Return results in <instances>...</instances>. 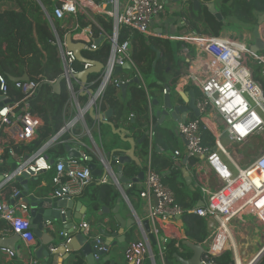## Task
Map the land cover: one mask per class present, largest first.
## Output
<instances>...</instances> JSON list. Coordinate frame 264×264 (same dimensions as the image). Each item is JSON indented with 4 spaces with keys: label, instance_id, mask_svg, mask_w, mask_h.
Instances as JSON below:
<instances>
[{
    "label": "built area",
    "instance_id": "obj_1",
    "mask_svg": "<svg viewBox=\"0 0 264 264\" xmlns=\"http://www.w3.org/2000/svg\"><path fill=\"white\" fill-rule=\"evenodd\" d=\"M51 1L53 11L50 12L46 7L44 9L53 26L57 19H68L72 15H84L99 25L95 15H104L113 20L114 29L112 34L102 29L103 35L109 38L111 44L110 55L99 76L90 83L88 79L85 85L75 75L89 69L91 64L80 62L75 53L68 49L67 37L64 40L59 37L56 39L65 75L64 81L70 92L66 110L73 114L60 130V137L65 133L71 136L69 140L73 141V148L81 154L78 158L66 157L53 163L50 161L46 149L60 137L47 148L44 145L31 156L15 149L16 145H26L37 139L44 124L43 117L34 112L30 104L40 82L25 76L18 78L13 84L23 94V97L18 99L12 92L6 76L0 74V217L7 222L12 234L19 235L29 248L36 244L37 239L32 228L30 204L22 196V189L17 184L18 178L24 175L33 178L52 172L54 186L49 194L52 198L78 199L85 193L94 176L88 164L89 154L82 151L80 145L75 142V128L83 125L89 131L86 117L91 107L96 116L102 115L105 118L106 112L101 109V104L109 85L121 88L123 83H130L133 78L143 80L132 58L130 39L122 41L119 38L120 27H126L131 33L138 32L148 37L162 38L163 34L151 29V23L155 20L163 21L168 17V5L164 0ZM72 26L67 36L72 35L76 42H83V50L94 51L98 48L99 37L91 26L80 27L76 22ZM258 32L264 43V21L258 24ZM172 39L182 42L179 53L189 61L188 70L181 74L176 89L182 91L186 87H192L199 91L196 96L199 116L179 121L177 130L187 142L184 156L195 160L191 164L192 175L200 189L204 205L186 207L180 204L175 191L164 183L161 172L153 167L152 158L148 157L143 164L145 178L141 182L142 190L138 197L146 205L145 217L149 220L150 230H146L143 219L135 213L136 223L143 235L140 240L131 241L124 252L129 264H157L150 234L155 237V245L163 260L168 240L175 239L176 246L180 248L181 242L187 239L181 221L184 214L206 218L211 234L207 241L201 244L206 249L204 260L209 264L213 262L206 258L220 254L233 240L232 225L235 220L243 215L253 214L264 223V85L255 77L256 65L263 66L264 75V53H260V50L254 52L250 38L246 36L214 37L193 32L174 36ZM125 65H129V69L133 70V76L120 77L119 72L115 73L117 67L122 71ZM94 82H99L95 90L89 86ZM75 84L79 85V90L75 89ZM162 92L164 95L169 93L166 88ZM149 107L153 109L152 98H149ZM220 127L223 128L228 143L223 142ZM205 131L216 137L214 145H209L204 140ZM155 135L151 123L148 136L151 147ZM257 145L259 149L255 147ZM257 149L258 157L248 165H243L245 153ZM175 154L179 156L182 152L176 150ZM9 159L15 167L2 170L1 167L7 164ZM107 161L102 157L101 162L107 167L108 173L119 183ZM211 174L218 181L214 188L209 182ZM107 176L101 178L100 182L107 183ZM134 184L128 183V188ZM122 195L130 202L126 189H123ZM54 226L51 220L45 223L46 229H54ZM82 227L85 229V235L94 241V258L102 260L103 254L110 253L111 244L103 236L94 235L89 224L83 223ZM9 254L13 257L15 251H9ZM25 259L28 264H36L32 258Z\"/></svg>",
    "mask_w": 264,
    "mask_h": 264
},
{
    "label": "trees",
    "instance_id": "obj_2",
    "mask_svg": "<svg viewBox=\"0 0 264 264\" xmlns=\"http://www.w3.org/2000/svg\"><path fill=\"white\" fill-rule=\"evenodd\" d=\"M210 1L204 0L206 3ZM51 5V0H0V74L6 76L12 92L16 94L18 99L23 97L20 90L13 85L18 78L26 76L30 80L40 82L36 95L30 101V104L31 109L43 117L44 124L39 130L37 139L26 145L15 146L19 153H25L26 156H31L41 149L65 126L73 115L69 110H66V105L70 100V92L66 82L64 80L61 82L59 91L55 90L53 83H51V81H57L63 75V65L56 43L57 37L64 40L67 34L71 32L72 25L75 22L79 23L80 27L91 26L95 35L99 38L104 36L102 29L108 34H112L114 29L113 20L104 15H95L99 25L87 19L84 15H78L77 17L72 15L68 19H57L53 26L49 22L44 9L46 7L47 10L52 12ZM219 8L223 15L221 20L204 5L195 9L194 5L191 4L187 9H184L182 15L186 16L188 33L194 32L218 37L226 29L252 31L258 23L259 15L264 13V0H234L233 2L226 0ZM228 16L233 17L235 21L237 20V23L227 21L226 17ZM119 38L122 41L130 39L133 45L132 58L136 62L143 80L136 82L133 78L129 84L130 88H127L125 94H123L121 88L109 85L103 94L101 109L105 112L109 109L113 110L109 120L117 128L121 127L123 123L131 124L132 115L135 116L136 124L140 129L148 128L147 126L150 124L149 98H160L156 91H163L166 83L174 89L181 77L183 66L188 65L185 58L178 54L182 42L171 38L157 37H151L147 41L143 34L131 33L124 26L120 27ZM110 51L109 38L104 36L96 50H83V55L88 59L105 64L108 61ZM262 70V65L255 66V77L264 85ZM125 72H130L128 76H133V70L127 68L120 71L118 76L123 77L122 74ZM144 74H147L150 79L146 80ZM98 76L99 73L91 74L89 83ZM98 84L99 82H94L89 86L95 90ZM79 88V85L75 84V89L79 90ZM81 96L80 98L83 99ZM86 120L88 124L95 121L89 113ZM106 127L110 129L109 124ZM76 128L74 130L75 134L78 132ZM155 134L152 147L148 138L138 144L141 159L145 164L149 156L152 158L153 167L161 172L164 183L175 191L180 204L186 207L195 206L201 198L200 190L192 189L187 184L183 173L175 167H171L164 152H158V147H162L165 152L173 148V141L177 139L175 132L160 126L155 129ZM70 138L71 136L65 133L46 149L50 161L55 162L67 157L66 145H73V141L69 140ZM204 140L209 145L215 143V138L209 131H205ZM194 161L193 159L190 163L193 164ZM90 162L89 160L88 164ZM14 167L15 164L9 159L1 169H13ZM137 169L138 167L135 165H127L123 170L125 177L129 178ZM171 169L172 172L165 175V172ZM52 176V172L45 176L49 185L52 184ZM30 182L38 183L34 180H30ZM18 184L21 186V182ZM141 190L140 186L135 183L133 187L126 189V193L128 197L133 198L138 196ZM95 193L97 194L93 196L95 201L100 197L108 202L118 196L114 187L107 184L98 185ZM187 196L190 201H186ZM181 221L187 239L196 243H205L210 237L211 231L205 217L184 214ZM166 245L165 264H180L175 256L176 253L183 256L191 254L183 243H181L183 251H180L179 247L176 246L175 239L168 240ZM206 259L212 261V264H235L233 252L230 248L225 249L218 255L208 256ZM75 264H80V261L75 262ZM259 264H264V258Z\"/></svg>",
    "mask_w": 264,
    "mask_h": 264
},
{
    "label": "water",
    "instance_id": "obj_3",
    "mask_svg": "<svg viewBox=\"0 0 264 264\" xmlns=\"http://www.w3.org/2000/svg\"><path fill=\"white\" fill-rule=\"evenodd\" d=\"M181 3V6L184 9L190 5L189 3L192 1L195 9H198L200 6H206L213 14H215L220 20L223 18V15L217 9L215 0H211L209 3L204 2V0H175ZM172 2H174L172 0ZM169 4L168 2H166ZM262 16H260L257 25L254 28L253 34L255 37L254 43L251 45V49L254 52H258L259 50L264 49V43L262 42L261 38L259 37L258 32V24L262 21ZM103 40V37L97 40V44H100ZM66 42L68 45V49L73 51L80 62H89L91 67L89 69L83 70L75 75L76 78L82 81V84L85 85L88 82L89 76L94 73H100L104 68V64L97 61L88 59L83 55V49L85 48V44L83 42H76L72 35H68L66 38ZM124 68L129 69V65H125ZM121 68L117 67L115 69V73L120 72ZM25 78H28L25 76ZM65 79V75L63 74L55 83H53V87L55 90L59 91L61 88V82ZM136 82H139V78H135ZM130 83H123L121 85V90L123 94L126 93L127 88L129 87ZM164 88H166L169 93L165 94L162 98H153V109L150 111V124L153 123L154 130L160 126L166 127L168 122L170 121H185L187 120V113L190 109H192L196 116H199L198 109L196 107V96L195 91L192 90L190 92L191 98L187 100L186 95L182 94L184 97V101L181 103L178 100L173 99L171 94V86L166 83L164 84ZM93 92V90H91ZM187 101V103H186ZM89 114L94 117L95 120H99L101 123L110 124L113 128V131L120 135L123 142H127L130 144V148H125L122 146H117L113 149L111 157H109L107 164L108 166L114 171V166L117 165L118 172L120 173L121 177L118 179L120 183L124 182V188L127 189L128 183L135 182L139 183L144 180L145 178V171L143 170V163L142 160L136 155V146L140 144L143 140H145L150 134V124L147 126L148 128H142L143 134L140 139H135L134 136L126 137L125 134H130L135 132L136 125H134L131 130H125L123 128H116L110 121L109 118L113 114V110L109 109L106 114L105 118L100 115L96 116L94 114L93 107L90 108ZM131 122L135 123V118H131ZM167 128V127H166ZM62 132L60 131L53 139H51L48 143L45 144V148H47L52 142L60 137ZM176 134H180L176 131ZM181 136V134H180ZM187 143V142H186ZM67 149V157H80V152L75 150L71 144L66 145ZM90 161L92 159L90 158ZM53 163L54 161L51 160ZM135 162L138 166H140L141 171L135 178H128L122 177L124 166L126 164H132ZM90 169L92 170V174L95 177H105L108 174L107 167L102 163V167L98 168V165L90 162L89 164ZM115 172V171H114ZM185 176L187 177V181L189 184H192V179L188 176V173L185 172ZM30 180L38 181L39 177L30 178L27 175L21 176L18 178V181L21 182L24 186V191H22V196L25 200L30 204L31 210V222L32 228L34 230V234L37 239L42 241V246L38 249H28L26 257H38L42 259L43 257L46 258V262L43 264H49L52 260L53 264L62 263L64 259L69 258L70 256L74 257H81L82 255L86 258L87 264H99V260L94 258L95 255V248H94V241L91 237L85 235V229L82 227V221L86 217V213L89 214L92 208L95 206H86L83 202L78 201L77 199H61V198H52L49 194L45 193L42 196H37L36 194H30ZM193 187V186H191ZM123 197L119 198V202L122 200ZM198 204L204 205L203 200H200ZM74 207L82 208L81 211L78 213L74 212ZM63 209H66L63 211ZM119 206L116 209L110 210L107 207H102L101 210L98 211V215H103L104 213L113 212L116 218L121 222V230L120 233L124 234L126 228H130L134 224H136L135 216L130 220H125L119 215ZM134 215V214H133ZM180 218V217H179ZM47 220H52L56 228L62 229V234L55 240L53 233L56 230L48 229L44 230V222ZM143 225L145 226L146 230H150L149 220H144ZM100 231L102 234L107 235L109 238L111 235L116 236L117 234H111L107 232L104 228L100 227ZM67 234V235H65ZM123 235L119 237V241H123ZM150 239L153 244L156 243L155 237L150 234ZM108 238V239H109ZM21 238L19 235H15L10 238H3L0 239V247L4 249L15 250L17 249V242L20 241ZM109 244L114 245L116 242L113 238L107 241ZM183 244L190 250L191 254L188 256H183L179 253H176L175 256L180 264H209L204 260L206 249L201 243H196L191 241L190 239H185ZM65 256L63 258V256ZM55 255H59L58 258ZM29 258V259H30ZM264 258V247L258 253L256 258L250 264H259L262 259ZM78 261V260H77ZM76 261V262H77ZM103 262L110 261V264H116L114 259H111V255L103 254L102 258ZM27 264V263H26Z\"/></svg>",
    "mask_w": 264,
    "mask_h": 264
},
{
    "label": "crops",
    "instance_id": "obj_4",
    "mask_svg": "<svg viewBox=\"0 0 264 264\" xmlns=\"http://www.w3.org/2000/svg\"><path fill=\"white\" fill-rule=\"evenodd\" d=\"M164 1L169 3V4H167L168 5L167 6L168 17L163 21H157V20L153 21L151 23V29L156 33L163 34V37H162L163 39H166V38L172 39V37H174V36L187 34L188 33V23L186 21V16L182 15V11L184 10V8L181 6V3H179L178 1H175V0H173L174 2H172V0H164ZM180 1L182 2V0H180ZM225 1L226 0H215L216 6H217V9L219 10V12H221L219 7H221ZM233 1L234 0H228V2H233ZM189 4L191 5L192 1ZM261 15H264V13ZM261 15H259V18ZM259 18H258V21H259ZM226 20L231 21V22L237 21V20L235 21V19L231 16L226 17ZM262 21H264V17L262 18ZM165 24H167V25L169 24L171 26V29L167 32L165 31V27H164ZM253 31L254 30L251 31V30H245V29H241V30L240 29L239 30L226 29L221 33L220 36L235 37V38H241V37L246 36V37L250 38L249 41L251 43H254L255 37H254ZM151 37H155V36H149V37L145 36V40L148 41V39ZM157 38H160V37H157ZM181 46H182V44H181ZM181 46H180V48H181ZM132 48H133V45H132ZM179 52H180V49H179ZM179 52H178V54H180ZM181 56L184 57L183 55H181ZM184 58L187 61L188 65L183 66L182 73L185 72L186 70H188V67H189L188 59L186 57H184ZM129 74H130V72H125L122 75H123V77H128ZM128 88H130V86ZM192 90L195 91V96H197L199 94V91L196 88L186 87L182 91H178L176 89V85H175L174 89L171 88V94H172L173 99L178 100L179 102L182 103L184 101L183 95L184 94L186 95L187 100H188V98L190 99L191 98L190 92ZM156 93L158 94V97L160 96V98H162L164 96V94L161 90L156 91ZM82 96H84V95H82ZM186 103H187V101H186ZM149 109H150V111H152V109L150 107H149ZM194 117H196V114L192 109H190L187 113V119L194 118ZM131 118H132V116H131ZM134 118H135V116H134ZM178 122H179L178 120L170 121V122H168L166 127L168 129L172 130L173 132H175V134H176V131H178L177 130L178 129ZM106 125L107 124L101 123L98 120H95L92 124H88L89 131L85 127H83V125H78L76 128L78 130V132L75 134L76 137H74L75 142L80 145L81 150L89 154V158L92 159L91 162L97 164L98 168L102 167V162H101L102 157H104L105 159L108 160L109 157H111L113 149L116 148L117 146L130 148V144L127 142L126 143L123 142L120 135L113 131V128L110 124H109L110 129L107 128ZM134 125H136L135 132H132L128 135L124 133V135L126 137L134 136L135 139H140L144 130L140 129L137 126L136 119H135V123H133V122H131V124L123 123L122 126L119 128H123V129L129 131V130H131V128ZM219 129L221 132L223 142L228 143V140L226 138L225 133H222L223 128L220 127ZM176 136H177V139H175L173 141L174 146L172 149H169L165 152L163 149H160L158 147V152H160V153L164 152L168 161L171 164V167H175V169L180 170L183 173L184 177L186 178L187 184L190 185V187L193 186V187H191L192 189H195V188L199 189V187L196 185L195 179L193 178V175H192V167H191V163H190L191 159H187L186 156H184L186 141L184 138H182V136H180V134L179 135L176 134ZM214 138L216 141L215 136H214ZM176 150H180L182 152V154L177 156L175 154ZM135 153L141 159V157L139 155L138 144L136 146V152ZM150 154L152 155V153H150ZM142 163L144 164L143 160H142ZM117 165H115L113 168L115 171L114 174L116 176L118 175V177L120 178L121 175L118 172ZM127 165H129V164H126L124 166V168ZM130 165H135L136 167H138L137 171L134 174H131V176L129 177V178H135L139 174V172L141 171V168L135 162H133ZM171 172H172V169L169 171H166L165 175L170 174ZM185 172H187L188 176L191 177L192 184L188 183L187 177L185 176ZM46 175L47 174H42V175L38 176L39 180H38V183H36V184L29 181V183H30L29 184L30 185V194H36L37 196L38 195L42 196L45 193L52 192L54 185H52V184L49 185L48 181L45 179ZM125 176H126L125 172L123 171L122 177H125ZM101 178H103V177H95L94 176V180L87 187L85 193L77 199L78 201L83 202V204L86 206H89V207L92 205L95 206L94 208H92L93 210H91L89 214L86 213V217L82 221V223L89 224L91 229L93 230L94 235H101L105 238L106 241L110 240V238L111 239L113 238V240L116 242V244L111 245L112 248H111V251L109 253V255H111V259H114L116 264H129L125 258L124 252H125L126 248L128 247V244L131 241L140 240L142 238L143 232L139 229V226L136 223L133 226H131L130 228H126L124 234H121L120 233L121 222L116 218L115 214L113 212H110V213H104L103 215H98V211L101 210L102 207H107L110 210H114L117 208V206H119V210H118L119 215L123 219H125V220H127V219L130 220L131 218L133 219L135 213H137L139 215V217L142 218L144 221V220H147L145 217L146 212H147V208H146V205L144 204V201L138 197L139 195L135 196L133 198L129 197L130 202H128L124 198V196L122 195L123 189H125L124 188L125 183L124 182L118 183L115 180V177L109 173H108V176L106 177L108 181H107V183H104V184L112 185L114 187L115 191H117L118 196L115 199L110 200L108 202L105 199H101L100 197L97 198L95 201L93 199L94 198L93 196L96 194L95 193L96 187L100 184H103L100 182ZM141 182L137 183L138 186L141 185ZM209 182H210L212 188H214L218 184V181L213 174H211ZM18 183H19V181H18ZM18 186H20V184H18ZM20 187H21L22 191L25 190L22 183H21ZM200 194H201V192H200ZM120 197H123V198L119 202ZM201 198H202V194H201ZM201 198L199 199L198 203L200 202ZM186 201H190V198L188 196L186 197ZM65 210L66 209H63V211H65ZM81 210H82V208H80V207H74L75 213H78ZM30 214H31V210H30ZM45 223H46V221L44 222V225H43L44 230H48L45 228ZM149 225H150V223H149ZM243 225H247V224L244 222ZM232 226H234V228H235V225H232ZM100 227L104 228L107 232H109L111 234L116 233L117 235L116 236L111 235L109 238L107 235H104L101 233ZM183 229H184V227H183ZM53 230H56V232L53 233V236L55 237V240H58V238L62 234V229H61V227L56 228L54 226ZM247 230H248L247 233L249 234V232H250L249 228ZM184 232H185V230H184ZM247 233H246V235H247ZM122 235L124 236L123 241H119L118 239ZM0 236H1L0 239L10 238V237L14 236L12 234V232L9 230V226H8L7 222L5 220H3L1 217H0ZM254 241L255 242L249 240L248 238L243 239L240 237H236L235 241L232 240L229 243L227 248H230L232 250L234 260H235V264H248L250 261H252L257 256V254L259 253V251L261 249L259 251H255L256 250V244L255 243H258V238L255 237ZM261 241H262V237H261ZM181 243H183V242H181ZM17 246L18 247L15 250L4 249V248L0 247V264H26L27 263L25 256H28L26 254H27L29 247H27L22 240L17 242ZM40 246H42V241L40 239H37L36 244L30 246V249L36 250ZM154 249H155V252L157 255L156 256L157 264H165V259L163 260L159 256L158 248L155 244H154ZM179 249H180V251H183V248L181 247V245H180ZM9 251H15V255L12 257L9 254ZM61 256H63V255H61ZM55 257L58 258L59 255H55ZM64 257L65 256H63V258ZM31 258L36 261V264H43L46 262L45 257H43L42 259L35 257V256L31 257ZM77 260L80 261V264H87V260L83 255L81 257H78V258L74 257V256H70L69 258L64 259L62 263H58V264H75V262ZM107 262L108 263H106V264H110V261H107ZM49 264H53V261L51 260L49 262ZM99 264H105V263L102 260H100Z\"/></svg>",
    "mask_w": 264,
    "mask_h": 264
},
{
    "label": "rangeland",
    "instance_id": "obj_5",
    "mask_svg": "<svg viewBox=\"0 0 264 264\" xmlns=\"http://www.w3.org/2000/svg\"><path fill=\"white\" fill-rule=\"evenodd\" d=\"M164 27H165L166 32L171 29V26L169 24L168 25L165 24ZM259 52L264 53L263 50H260ZM144 77L146 80L150 79V77L147 74H144ZM222 133H224V132H222ZM254 144H256V142H254ZM255 147L259 149V145L255 146ZM258 149L256 151L254 150L253 152H250V150H248V152L245 153V159L243 161V165H248L256 157H258V155H259ZM243 221L247 225H243V223H244ZM233 224L235 225L233 235H232L233 241L236 240V237H240L243 239L248 238L249 240L254 242L255 237H256V238H258V243H255L256 244V250L255 251H259L264 246V223L258 217H256L253 214H246L243 217L235 220L233 222ZM248 228L250 230L249 234L247 233ZM246 233H247V235H246ZM261 237H262V241H261ZM228 245H229V243H228Z\"/></svg>",
    "mask_w": 264,
    "mask_h": 264
},
{
    "label": "bare ground",
    "instance_id": "obj_6",
    "mask_svg": "<svg viewBox=\"0 0 264 264\" xmlns=\"http://www.w3.org/2000/svg\"><path fill=\"white\" fill-rule=\"evenodd\" d=\"M255 242V241H254Z\"/></svg>",
    "mask_w": 264,
    "mask_h": 264
}]
</instances>
